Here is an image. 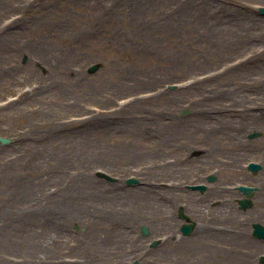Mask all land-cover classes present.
Segmentation results:
<instances>
[{
    "label": "rangeland",
    "instance_id": "obj_1",
    "mask_svg": "<svg viewBox=\"0 0 264 264\" xmlns=\"http://www.w3.org/2000/svg\"><path fill=\"white\" fill-rule=\"evenodd\" d=\"M260 5L0 0V264H174L179 205L228 232L241 219L261 264L264 133L248 138L264 132ZM209 174L205 221L186 185ZM239 184L258 186L254 206L239 207ZM235 238L222 245L237 257ZM208 240L194 243L210 260Z\"/></svg>",
    "mask_w": 264,
    "mask_h": 264
},
{
    "label": "flooded vegetation",
    "instance_id": "obj_2",
    "mask_svg": "<svg viewBox=\"0 0 264 264\" xmlns=\"http://www.w3.org/2000/svg\"><path fill=\"white\" fill-rule=\"evenodd\" d=\"M187 165L188 163H176L175 164V173H180V174H185L188 173L187 171ZM182 191V189H181ZM205 193V192H204ZM204 193H201L202 196L198 197L197 200L192 199V197L187 196V198L189 199L188 205L190 206V208H188V210L194 214H196L198 217H201L202 215V207L204 204L208 203L209 201V197L207 195H205ZM206 197V198H205ZM180 206V205H179ZM262 207V206H260ZM185 208V207H184ZM179 207L176 211V219H181L180 215H179ZM263 210H264V206H263ZM185 211L188 213V211L185 209ZM183 223V221L179 222L178 225V234L182 237H188V238H193L195 240L190 241V239L188 240H183V239H174V246H173V250L175 252V255H178L180 258H175L174 260V264H225L224 259H226V255H227V264H231V261L234 260L233 264H238L236 259V255L234 253L230 254V252H226L229 250H225L222 243L226 242L228 244H232L236 243V238L232 235V232H228V231H224V230H219L218 228L215 229L214 233H215V239L217 241V243H213V247L211 249L212 251V255L210 256V260H207L209 257L208 253L207 255H203V250L201 249V247L199 248H194L196 246V244L194 243V241H198L199 243L202 241V239L204 238V234L206 233L205 229H201L200 227H198L197 225L194 227V229L191 231V233L189 235H184L181 232L180 226ZM210 251V252H211ZM207 256V257H206ZM179 260L183 261L180 262ZM240 264V263H239Z\"/></svg>",
    "mask_w": 264,
    "mask_h": 264
},
{
    "label": "water",
    "instance_id": "obj_3",
    "mask_svg": "<svg viewBox=\"0 0 264 264\" xmlns=\"http://www.w3.org/2000/svg\"><path fill=\"white\" fill-rule=\"evenodd\" d=\"M259 11L264 15V6L259 7ZM26 58L27 57L25 56L23 60L25 61ZM100 65H101V63H94V64L90 65V67L88 69L89 72L96 71L100 67ZM260 135H262L261 131H253V132L249 133L248 137L254 138V137H257ZM10 141H11V138L0 136V142L1 143H8ZM261 167H262L261 164L254 162V161L250 162L248 165V168L251 169L253 172H257L258 170L261 169ZM97 174L101 177H105V178L110 179V180L116 179L115 177H113V176H111L105 172H102V171H98ZM215 178H216L215 175H210L208 177L209 181H213ZM135 182H138V180L136 178L129 177L127 179L128 184L135 183ZM191 187L194 189L199 188L202 191L207 188V186L205 184L192 185ZM238 189L245 194V197L239 199V203H240L241 208L247 209V208L251 207L252 206L251 197L253 196L254 191L257 189V187H253V186H249V185H239ZM180 214L183 217H185L186 219H189L187 215L182 213V208H180ZM193 225H194V222L192 224L185 223L182 225V230L184 231L185 234H188V233H190ZM142 232L145 235L149 234V229H148L147 225H142ZM253 233L255 236L264 239V225L260 222H254L253 223ZM157 243H158V240L155 239L153 241L152 245H156ZM260 260L264 264V255L261 256Z\"/></svg>",
    "mask_w": 264,
    "mask_h": 264
},
{
    "label": "bare ground",
    "instance_id": "obj_4",
    "mask_svg": "<svg viewBox=\"0 0 264 264\" xmlns=\"http://www.w3.org/2000/svg\"><path fill=\"white\" fill-rule=\"evenodd\" d=\"M158 169H162V167H158ZM206 193V191H205ZM194 200H197L194 199ZM262 204L259 205L256 210H257V213L259 214V216H262L263 215V206H264V202H261ZM262 206V207H260ZM201 220L204 219V217H200ZM205 220V219H204ZM206 221V220H205ZM225 221H228V219H226ZM258 220H255L254 222H256ZM208 221H206V223H197L196 225L198 227H200L201 229H205L206 230V233L203 235L204 238L203 239H209L208 241L211 242V246L210 248H208L207 250H211L212 247H213V243H217L216 239H215V229H217L218 227H213L211 226L210 224L207 223ZM227 223V222H225ZM233 223H236V226L233 227L234 229L230 230V232H232V235L234 237H237L239 238L238 240L240 242H238V245H239V249L237 251V253L239 254V256L236 257V259L240 260L241 261V264H250L251 263V257H250V254L248 252V250L250 251L251 250V247H252V243L242 234L241 235V229H242V226H243V223H242V220L239 219V220H234ZM227 226H223L221 228H218L219 230H224L223 228H225ZM229 227H232V226H229ZM236 228H239V229H236ZM225 231V230H224ZM239 234V235H238ZM178 239V238H177ZM189 239V238H188ZM192 239V238H190ZM179 240V239H178ZM185 240V239H183ZM236 243H237V240H236ZM202 245V244H201ZM200 248L201 246H195L194 248ZM226 249V248H225ZM236 253V251L234 252ZM227 261V255H226V259H224ZM225 261V264H227V262ZM234 260L231 261V264H233Z\"/></svg>",
    "mask_w": 264,
    "mask_h": 264
}]
</instances>
